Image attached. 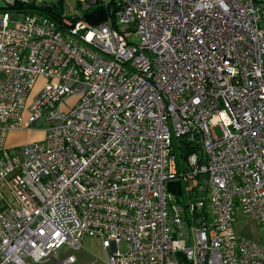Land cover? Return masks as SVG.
<instances>
[{"label": "built area", "instance_id": "2783aa9c", "mask_svg": "<svg viewBox=\"0 0 264 264\" xmlns=\"http://www.w3.org/2000/svg\"><path fill=\"white\" fill-rule=\"evenodd\" d=\"M77 2L106 21L0 15V264L86 237L106 264H264L234 230L240 213L264 229V0Z\"/></svg>", "mask_w": 264, "mask_h": 264}, {"label": "rangeland", "instance_id": "374dc122", "mask_svg": "<svg viewBox=\"0 0 264 264\" xmlns=\"http://www.w3.org/2000/svg\"><path fill=\"white\" fill-rule=\"evenodd\" d=\"M15 0H0V7L5 4H12ZM23 2L35 3L37 6H53L55 11L63 16L68 14L71 10L78 11L80 13H86L87 5H79L77 0H21ZM92 8L97 9L96 5H91ZM91 8V9H92ZM35 11V10H34ZM32 12L29 10L19 9L18 13H8V14H18L23 17L24 14ZM1 15V13H0ZM13 26V25H11ZM130 42L135 44L139 43V38L132 37ZM40 129L44 128V125H38ZM215 132L218 136H221L220 128H216ZM43 133L33 132H14L8 136L7 146L8 147H18L29 144L35 140H41L43 138ZM186 183L181 184L182 192H175L176 196L180 201H183L184 194L183 188ZM235 234L239 238H244L253 241L259 245L264 246V229L261 228L251 217L246 216L242 213L238 214L236 217V222L234 223ZM68 256H73L75 258V263L73 264H106L107 253L101 246V242L97 238L86 237L82 241V248L79 251L69 250L64 248L60 253L52 256L51 260H46L42 263H32L27 264H60Z\"/></svg>", "mask_w": 264, "mask_h": 264}, {"label": "trees", "instance_id": "16d2710c", "mask_svg": "<svg viewBox=\"0 0 264 264\" xmlns=\"http://www.w3.org/2000/svg\"><path fill=\"white\" fill-rule=\"evenodd\" d=\"M25 9L32 12L28 13H38L44 16L50 17L52 20L56 22H60V18L62 17L55 11V7L53 6H37L35 3H28L22 1H16L13 4H5V6L0 7V13H18L19 9ZM35 10V11H34ZM109 14V9L98 8L90 13H86L84 20L91 25H100L104 23ZM174 154L178 161L179 167L181 168L188 157L194 153L201 151V136L199 132L193 130L191 133L174 139ZM182 181H178L175 183V188H177V192L181 191ZM169 190L172 192L174 189L169 187Z\"/></svg>", "mask_w": 264, "mask_h": 264}, {"label": "crops", "instance_id": "0c3cea01", "mask_svg": "<svg viewBox=\"0 0 264 264\" xmlns=\"http://www.w3.org/2000/svg\"><path fill=\"white\" fill-rule=\"evenodd\" d=\"M16 1H21V0H15L14 2H16ZM14 2H13V3H14ZM22 2H23V1H22ZM13 3H12V4H13ZM3 6H5V5H3ZM1 7H2V6H1ZM0 207H1V204H0Z\"/></svg>", "mask_w": 264, "mask_h": 264}]
</instances>
